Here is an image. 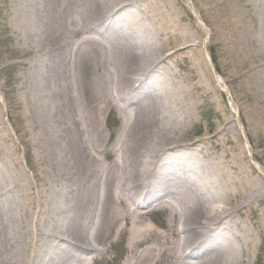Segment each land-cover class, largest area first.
<instances>
[{"label": "bare ground", "instance_id": "obj_1", "mask_svg": "<svg viewBox=\"0 0 264 264\" xmlns=\"http://www.w3.org/2000/svg\"><path fill=\"white\" fill-rule=\"evenodd\" d=\"M198 1L210 28L200 6L207 0ZM223 1L230 8L216 21L219 84L240 123L224 104L227 142L215 140L212 158L198 145L160 149L154 140L185 137L194 109L224 95L202 56L185 57L204 35L190 30L185 0H29L25 10L16 0L20 51L24 38L39 49L19 62L29 70L22 109L45 127V142L30 139L25 165L27 148L0 147V264H96L111 254L108 241L123 238L128 256L119 264L256 263L264 251V143L251 154L260 171L235 133L264 138V0ZM87 62L94 72L83 78ZM83 98L95 101L90 113ZM114 108L127 129L111 147L101 115ZM159 214L165 231L149 221Z\"/></svg>", "mask_w": 264, "mask_h": 264}, {"label": "rangeland", "instance_id": "obj_2", "mask_svg": "<svg viewBox=\"0 0 264 264\" xmlns=\"http://www.w3.org/2000/svg\"><path fill=\"white\" fill-rule=\"evenodd\" d=\"M194 1L195 0H185L187 12L189 15H191L192 23L194 25L190 30H192V32L197 31V36H195V38L199 37L198 28L204 31V35L202 37H199V39H201V43H199V45L197 44V46L193 47V49L186 51L185 57L190 56L194 52L202 56L203 60L208 66L207 68L210 72L212 80L214 81V85H216L217 88L219 87L218 92L224 95L223 97L217 95L216 101H206L199 104L200 106L198 105L194 109V118L192 119V122H189L187 120L185 124L184 129H189L185 137H175L174 139L170 138L164 144L162 142H159L157 138H155L154 140L155 143H157L156 145L160 149L166 146L169 147L181 144L185 147L198 145L200 147L206 148V150H203V152L205 153L208 151L210 153V156L213 158V156L217 153L216 149L220 148V141L216 144L215 140L220 139L222 144H226L227 142V135L224 132L223 125L224 104L228 105L230 110L235 115L234 121L240 123L233 108V100L231 99V94L227 92L225 87L219 84L222 83L223 80V76L221 74L223 53L221 43L217 38V33L219 32L220 28H218L216 21L218 22L221 18H223L225 10H228L230 7L223 0H207L206 4L204 5L201 4V1L199 0L200 6L202 5L201 8L204 16H206V18H208V20L212 22V25L209 28L207 26V23L199 19V12L197 11V7L195 8ZM235 1L239 2V0ZM241 1L243 3L249 2L254 5L251 0ZM28 4L29 0H24V4L21 5L23 10L27 8ZM19 9L20 8L16 4V0H0V147L11 146L15 148H27L28 157L24 154H20L21 161L23 162V165H25V163L30 164V159L33 160V147L31 146V144H29L30 139H33L35 141L34 138H36V144L44 143L45 141H43L44 139L41 132L43 131L45 133V127H42L41 125V128L35 127V124L32 122V118L29 116L30 113L22 109L23 105L21 103V100H24V90L26 87L29 70L28 67L20 64L19 62L25 59V61H27V57L31 56V54L33 55L36 51H39V49L36 50V47H34L33 45L34 43L31 44L30 41H26V38H24V51H20L22 44L20 43V41H18L17 38L19 31L16 24V12L17 10L18 12H20L21 10L19 11ZM21 14H25V12L23 11V13L21 12ZM180 39L181 38L178 37L177 40ZM161 40H159V42H161ZM195 42L197 43L198 40H196ZM83 69L84 72L82 70V74L85 75L82 76L83 78H86L92 71L94 72L91 62H87L86 65H84ZM181 72H183V70H181ZM90 77H92V74H90ZM78 79H80V77ZM81 80L85 79L76 81L80 83ZM222 89L223 92L221 91ZM94 103L95 101L93 100L83 98L81 106H84L87 110V113H90L89 107ZM27 107L29 108V106ZM101 120L102 129L104 130V136H106L107 142L112 147V145L115 143V140L119 138V135L125 131L124 129H127L124 124V121H126L124 114L120 113L117 108H114L113 111L104 112L101 115ZM166 122L167 121H165V123ZM135 127V125H130L128 127V130H133ZM88 131L90 132L89 129ZM232 132L233 130H230L229 135H231ZM235 136L237 137L238 144H240L239 146L242 147L248 159L250 161H253L254 166L261 171L262 164L255 159L252 160L251 154L253 153L254 149L258 151L262 149L263 144H261L260 141L264 143V138L258 139L254 134L245 132L241 127H239V130L237 131V133H235ZM201 142H203V144ZM257 144L259 145V147L257 146ZM16 157V155L11 156V158ZM116 159L117 158L115 157L114 162ZM114 162L113 165L115 164ZM107 166L109 167V165ZM261 175L264 177V171H261ZM104 183V181L101 182L99 192H104ZM167 220L168 219H166L165 215L163 214L153 215L149 218L152 226H154L159 231H165L167 229ZM95 221H99L97 217ZM106 224L107 220L106 222H104V225ZM106 228L107 230L104 231L105 238L110 235L107 233L108 227ZM108 244L114 247L110 252L111 254L102 257L96 264H119L126 256H128L127 252L125 251L124 245L126 244V242L124 238L117 240L115 243H112L111 239L110 241H108ZM261 245H264V241H259L258 247ZM96 246L101 247V244ZM142 253L143 249H140L137 256H140ZM255 262V264H264L263 250H260L258 252L257 257L255 258Z\"/></svg>", "mask_w": 264, "mask_h": 264}]
</instances>
